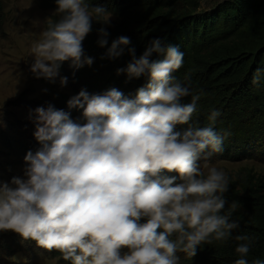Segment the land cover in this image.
Segmentation results:
<instances>
[{"label": "clouds", "instance_id": "1", "mask_svg": "<svg viewBox=\"0 0 264 264\" xmlns=\"http://www.w3.org/2000/svg\"><path fill=\"white\" fill-rule=\"evenodd\" d=\"M55 2L59 20L31 47L36 78L63 88L64 62L74 69L91 66L83 41L95 22L102 25L97 43L106 48L101 59L127 53L131 59L117 75L146 82L132 96L115 87L102 93L82 88L67 110L52 104L29 109L40 147L24 156L22 176L0 182V231L56 249L71 264H179L177 253L194 257L201 244L228 241L240 228L232 219L237 204L224 197L229 177L202 167L224 151L228 133L214 130L218 109L210 111L207 126L194 120L200 95L174 75L184 62L179 46L153 38L137 57L129 37L109 44L112 14L104 6ZM251 83L264 87V67ZM73 110L80 116L73 118ZM235 239L241 243L234 264H249L251 239Z\"/></svg>", "mask_w": 264, "mask_h": 264}, {"label": "trees", "instance_id": "2", "mask_svg": "<svg viewBox=\"0 0 264 264\" xmlns=\"http://www.w3.org/2000/svg\"><path fill=\"white\" fill-rule=\"evenodd\" d=\"M181 1L86 0L90 6H104L116 18L115 24L107 26L109 44L117 37H129L137 57L153 38H165L167 44L179 46L184 62L174 75L200 95L194 120L201 127L207 126L210 111L218 109L222 115L214 130L228 133L224 151L212 158L231 162L264 158V87L256 88L251 83L256 69L264 67V0H229L213 13L200 14L178 12ZM101 26L94 22L93 30L83 41L84 51L94 59L93 64L79 69L72 67L71 73L61 68V73L76 94L82 88L89 93H102L115 87L132 96L146 82L145 78L126 81L125 75H117V69L125 67L131 59L127 53L115 60L101 59L106 52L97 43V29ZM156 58L154 54L153 59ZM190 100L189 96L183 102ZM79 116L78 111H72L73 118ZM184 127L178 125L177 130ZM18 149L27 153L26 147ZM229 181L224 197L229 205L237 204L232 219L239 222L240 228L224 243L201 244L194 257L177 253L179 264H234L239 258L235 248L241 243L235 239L236 235H246L252 241L247 256L249 264L256 259L264 260V177L241 169ZM21 241L58 258V264H71L58 250L44 249L20 235L2 246L7 243L5 247L9 249L10 244L19 246Z\"/></svg>", "mask_w": 264, "mask_h": 264}, {"label": "rangeland", "instance_id": "3", "mask_svg": "<svg viewBox=\"0 0 264 264\" xmlns=\"http://www.w3.org/2000/svg\"><path fill=\"white\" fill-rule=\"evenodd\" d=\"M226 1L229 0H183L177 11L213 13ZM56 7L55 0H0V182H10L14 176L23 175L26 154H22L19 147H26L27 152H35L40 147L33 135L35 127L27 118L29 109L52 104L67 110V101L76 94L69 80L67 86L61 88L58 81L49 83L30 71L34 59L31 47L41 39L47 24L59 20ZM116 22L111 16L110 24ZM62 68L65 73H71V62H64ZM202 167L205 173L208 167H217L228 177L236 176L241 169L264 177L262 157L241 162L211 158L202 161ZM18 235L11 230L0 231V264H58V258L29 247L23 241L17 243L19 246L10 244L9 249L5 247L7 243L2 246Z\"/></svg>", "mask_w": 264, "mask_h": 264}]
</instances>
